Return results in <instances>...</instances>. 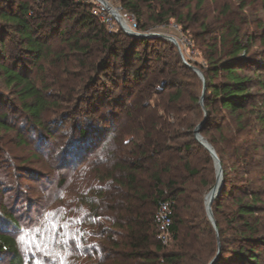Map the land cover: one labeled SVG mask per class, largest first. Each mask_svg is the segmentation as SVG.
I'll return each mask as SVG.
<instances>
[{"label":"trees","instance_id":"trees-1","mask_svg":"<svg viewBox=\"0 0 264 264\" xmlns=\"http://www.w3.org/2000/svg\"><path fill=\"white\" fill-rule=\"evenodd\" d=\"M116 1L139 30L174 20L190 31L203 65L186 62L203 76L202 106V81L169 41L110 32L87 0H0V46L10 40L20 46L19 60L38 71L46 62L55 71L39 88L24 59L21 70L2 63L6 90L38 129L39 144L53 137L44 124L55 102L47 92L68 96V118L80 116L62 148L60 170L73 174L79 164V173L87 172L76 196L80 219L72 223L46 203L27 210L23 221L1 210L0 257L7 264H209L219 246L215 264H264V61L244 28V0H225L213 16L207 0ZM57 38L63 46L54 52ZM148 51L160 66L150 67ZM127 103L135 120L129 116L107 131L113 111ZM203 119L201 135L223 173L211 206L217 236L203 200L215 182L214 164L193 135ZM3 120L0 130L10 131ZM164 203L171 219L167 244L159 238ZM7 227L11 232H3Z\"/></svg>","mask_w":264,"mask_h":264},{"label":"rangeland","instance_id":"rangeland-1","mask_svg":"<svg viewBox=\"0 0 264 264\" xmlns=\"http://www.w3.org/2000/svg\"><path fill=\"white\" fill-rule=\"evenodd\" d=\"M87 1L91 2V0ZM105 1L110 7L118 11L122 10L116 0ZM224 2L225 0H207V14L213 16L214 10H219ZM244 3L245 7L242 12L243 18L245 19L244 28L256 38V46L252 48V51H258L263 56H261V58L264 61V45L262 44L264 41V3L262 0H244ZM234 5L236 6L235 3ZM114 24L115 27H112L111 31L109 30L110 28H107L110 32L118 33L120 29L117 21H114ZM66 25H71V22H67L65 26ZM194 28L197 29V26H194ZM138 32L142 34H160L173 37L179 45L182 57L178 49L175 48L181 61L187 63L186 61L190 60L198 65H203V59L198 49L194 46V42H192L193 36L190 31L185 33L181 26H176L174 20H170L168 25L150 27L145 31L138 29ZM160 39L165 40L161 37ZM54 41L52 50L54 52L60 51L63 42L60 41L59 38ZM93 46L94 48L98 47L97 44ZM18 47L20 46L14 44L10 40H6V47L2 48L0 46V64L10 65L11 67H17V70H21L23 64H19L18 62L22 59L25 60V58L18 59L21 56L18 52ZM141 52L142 50H138V53ZM148 54V58L152 63H150V67H154V65H157V67L160 66V62L153 63L154 55L149 51ZM166 55L169 57V53H166ZM25 61L26 64H24V66L29 69L27 71L28 76L32 80H37V86L39 88L42 87L40 81L42 78L50 76L49 79H51L52 74L55 73L51 67H48L46 62L41 63L44 65L45 71H38L37 66L30 63V60L26 59ZM133 65L134 67H138L139 63L133 62L132 66ZM120 66H123V64L119 60L115 66V68H117V70H115L116 73L122 71L119 69ZM76 70L77 69H72V71ZM79 72H81V70H77V73ZM199 80L201 79L199 78ZM12 95L11 92L8 93L6 90L0 75V117L4 119L3 126L10 130H0V212L1 210L5 211L6 213L12 214L19 221H23L24 217L22 214L27 213V210L31 209L33 212L37 206L36 203H46L49 209L53 208V210H56L58 208L60 212H63L68 223L80 219L81 213L78 212V208H75L76 205L79 207L76 203V196L83 193L85 185L81 184L85 182L87 172L84 170L79 173V164H75L73 167V169H75L73 174H68L69 170H60V166L62 165L60 163L62 148L67 142L68 136H70L69 134L75 121L74 117L80 116V112H78L79 115H74L72 119H69L67 110L71 103H68V96L53 88L49 90L47 95L50 97V101L55 102L44 115V124L53 132V137H45L39 144L37 143L38 129L34 130L35 128L29 124L19 104ZM107 109L108 108L103 107L100 111L106 113ZM142 113L143 110L138 111V115H142ZM158 115L163 116V112L159 111ZM3 116L6 117L4 118ZM129 116L132 117L130 118L132 121L136 118V111L132 106L127 103L126 106L121 105L117 107L115 111H113V118L109 120L110 122L106 123L105 127L107 131H111L113 128L123 127ZM75 119L81 121L78 118ZM166 119L168 123L175 125L172 114H168ZM129 122L130 120L128 123ZM72 134L75 136L74 132H72ZM97 145L98 143L95 146L97 147ZM62 178L65 180V183L63 186L59 187L56 185V182ZM214 185L215 182L210 189L204 193V197ZM1 226L0 223V227ZM8 229L9 227L2 231L5 233L11 232V229L9 231ZM0 264H7L4 257H0Z\"/></svg>","mask_w":264,"mask_h":264},{"label":"built area","instance_id":"built-area-1","mask_svg":"<svg viewBox=\"0 0 264 264\" xmlns=\"http://www.w3.org/2000/svg\"><path fill=\"white\" fill-rule=\"evenodd\" d=\"M105 0H91L94 4L93 15L99 18V20L105 24L111 31L112 27H115L114 21H117L119 29L125 34H136L141 35L138 32L137 22L132 15L126 13L123 10H116L110 7ZM115 13L118 18L114 17L112 13ZM158 222L160 228L159 238L163 244H167L170 240L171 234L169 231V225L171 223L169 206L167 204H162L158 210Z\"/></svg>","mask_w":264,"mask_h":264},{"label":"water","instance_id":"water-1","mask_svg":"<svg viewBox=\"0 0 264 264\" xmlns=\"http://www.w3.org/2000/svg\"><path fill=\"white\" fill-rule=\"evenodd\" d=\"M104 4H106L104 2ZM129 35L131 37H135V38H145V39H149V38H163L167 41H169L170 43H172L179 51L180 56L182 57L180 48L178 43L176 42V40L168 35H160V34H141V35H136V34H126ZM184 64H186L194 73H196V75L201 79L202 83H203V91H202V95L200 98V105L202 106V99H203V94H204V79L203 76L201 74V72L193 66L188 65L187 63L184 62ZM204 112V110H203ZM204 118H205V112H204ZM203 119L194 129L193 131V135L195 140L209 153L213 164H214V169H215V185L213 186V188L207 193V195L204 197V206H205V212H206V216L208 218V221L210 222V224L212 225V227L214 228L215 232H216V236L218 235L217 229H216V225H215V221L213 218V214H212V203L214 201V199L218 196V194L220 193V190L222 188V168L220 165V161L218 159V157L216 156L214 149L212 148V146L202 137L201 135V129H202V125L204 123ZM219 182V185L217 186ZM207 196H210L209 201H206ZM219 255V246H218V250L217 253L215 255V257L209 262V264H215V262L217 261Z\"/></svg>","mask_w":264,"mask_h":264},{"label":"bare ground","instance_id":"bare-ground-1","mask_svg":"<svg viewBox=\"0 0 264 264\" xmlns=\"http://www.w3.org/2000/svg\"><path fill=\"white\" fill-rule=\"evenodd\" d=\"M112 15H114V17L118 18L117 15H116L114 12L112 13ZM218 185H219V182H218L217 186H218ZM209 198H210V196H207V198H206V201H207V202L209 201Z\"/></svg>","mask_w":264,"mask_h":264},{"label":"snow or ice","instance_id":"snow-or-ice-1","mask_svg":"<svg viewBox=\"0 0 264 264\" xmlns=\"http://www.w3.org/2000/svg\"><path fill=\"white\" fill-rule=\"evenodd\" d=\"M21 243H24V239L23 238H21V241H20Z\"/></svg>","mask_w":264,"mask_h":264}]
</instances>
